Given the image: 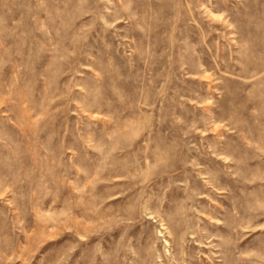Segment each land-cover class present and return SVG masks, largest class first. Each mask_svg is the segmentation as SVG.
<instances>
[{"label":"rangeland","instance_id":"obj_1","mask_svg":"<svg viewBox=\"0 0 264 264\" xmlns=\"http://www.w3.org/2000/svg\"><path fill=\"white\" fill-rule=\"evenodd\" d=\"M0 264H264V0H0Z\"/></svg>","mask_w":264,"mask_h":264}]
</instances>
